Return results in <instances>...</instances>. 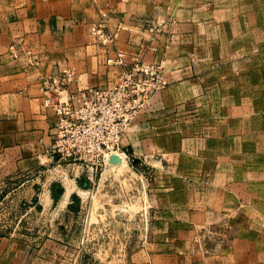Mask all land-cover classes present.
Returning <instances> with one entry per match:
<instances>
[{
  "label": "rangeland",
  "instance_id": "374dc122",
  "mask_svg": "<svg viewBox=\"0 0 264 264\" xmlns=\"http://www.w3.org/2000/svg\"><path fill=\"white\" fill-rule=\"evenodd\" d=\"M179 2L201 17L181 26V34L196 26L193 36L175 35L173 8L140 26L153 50L196 45L191 61L209 79L197 112L171 118L155 152H117L119 168L53 163L0 181V231L29 244L53 238L63 244L54 253L72 264H158V253L186 264H264V0ZM115 12L99 9L93 23L105 13L120 34ZM143 51L124 52L126 62L147 61ZM170 210L178 213L163 214ZM162 241L174 246L157 247Z\"/></svg>",
  "mask_w": 264,
  "mask_h": 264
},
{
  "label": "crops",
  "instance_id": "0c3cea01",
  "mask_svg": "<svg viewBox=\"0 0 264 264\" xmlns=\"http://www.w3.org/2000/svg\"><path fill=\"white\" fill-rule=\"evenodd\" d=\"M171 1L0 0V181L43 171L54 163L51 146L56 115L43 105L41 75L72 69L75 76L69 83L71 91L114 84L120 79L123 66L110 65L107 58L117 50L136 56L145 48V59L163 64L170 84L155 94L150 106L137 115L131 131L124 137L125 150L132 149L142 155L156 151L155 137L167 130L171 118L178 115L186 118L193 111L197 112L198 104L207 93L209 79L208 73L203 74L191 61L196 56V45L179 40V44L175 41L167 50L161 45L153 50L140 26V19L146 14L173 8L170 11L174 14L172 29L180 30L175 35L178 38L193 36L196 26L184 27L182 34L181 26L201 20L193 10L196 5ZM183 6L187 10L181 12ZM99 9L115 10L117 17L113 18L112 25L123 24L117 42L108 47L99 44L91 34ZM13 43L20 48V57H14L11 52ZM32 60H36L37 65H32ZM119 166L109 163L105 169L110 171ZM203 212L207 214L208 210ZM177 213L176 210L163 212ZM198 214L194 212V216ZM61 246L63 244L53 238L29 244L25 239L0 231V264H72L66 256L54 253L58 250L54 248ZM156 246L174 245L162 241ZM165 256L158 253L153 258L158 264L161 257L163 264H186L183 257L173 261ZM141 262L148 264L149 260ZM195 263L203 264L202 257H196Z\"/></svg>",
  "mask_w": 264,
  "mask_h": 264
},
{
  "label": "built area",
  "instance_id": "2783aa9c",
  "mask_svg": "<svg viewBox=\"0 0 264 264\" xmlns=\"http://www.w3.org/2000/svg\"><path fill=\"white\" fill-rule=\"evenodd\" d=\"M96 41L108 45L118 37V30L109 27V16L103 14L92 25ZM14 57L21 51L10 45ZM109 63L121 64V78L114 84L69 89L75 72L60 69L40 76L43 105L53 111L51 156L54 163H113L117 152L126 156L124 137L131 130L137 115L147 109L154 95L168 85L163 65L149 63L139 57L126 62V54L117 51ZM32 65H37L32 60Z\"/></svg>",
  "mask_w": 264,
  "mask_h": 264
},
{
  "label": "water",
  "instance_id": "95a60500",
  "mask_svg": "<svg viewBox=\"0 0 264 264\" xmlns=\"http://www.w3.org/2000/svg\"><path fill=\"white\" fill-rule=\"evenodd\" d=\"M116 155H114V157H112L111 161L114 163L117 159H116Z\"/></svg>",
  "mask_w": 264,
  "mask_h": 264
}]
</instances>
